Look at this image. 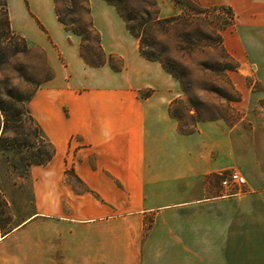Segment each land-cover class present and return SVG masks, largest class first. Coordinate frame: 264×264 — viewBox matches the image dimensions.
I'll use <instances>...</instances> for the list:
<instances>
[{
    "label": "crops",
    "instance_id": "0c3cea01",
    "mask_svg": "<svg viewBox=\"0 0 264 264\" xmlns=\"http://www.w3.org/2000/svg\"><path fill=\"white\" fill-rule=\"evenodd\" d=\"M8 3L11 24L13 7L40 24L67 67L49 56L56 75L35 104L55 155L38 171L36 214L0 238V264H264V108L182 134L177 81L142 56L115 7L90 0L118 71L86 64L53 0ZM158 3L165 18L173 2ZM77 84L87 91L65 88ZM234 170L247 184L225 195L219 176Z\"/></svg>",
    "mask_w": 264,
    "mask_h": 264
},
{
    "label": "rangeland",
    "instance_id": "374dc122",
    "mask_svg": "<svg viewBox=\"0 0 264 264\" xmlns=\"http://www.w3.org/2000/svg\"><path fill=\"white\" fill-rule=\"evenodd\" d=\"M171 1L173 7L166 8L165 18L176 17L189 10L188 0ZM195 1L201 8L212 12L203 16L202 23H199L207 35L195 34V39H202L197 48L186 42H178L175 31L166 35L157 34L167 50L165 57L179 65L178 70L183 76L184 84L174 78L179 85V96L173 102V113L180 117L181 127L187 132L196 131L201 123L220 120L233 126L240 122L247 108L258 112L264 108V0ZM158 7L159 16L164 18L159 3ZM222 7L226 10L223 11ZM12 13V28L26 39L31 52L19 55L0 70V82L8 83L26 95H32L30 106L37 119V94L56 75L49 56L57 66L67 67V61L58 54V49L40 24H23L24 19L18 8L13 7ZM213 29L219 31L225 51L215 41ZM208 35L212 39H208ZM95 49V43L86 44L85 54L98 62L100 55L94 53ZM109 58L111 65L120 69L123 67L119 57ZM226 67L232 69L225 70ZM77 85L80 89L78 91L68 86L65 88L73 95L87 91L82 90L83 85ZM61 86L63 82L57 88ZM245 97L251 98L250 103L244 102L242 105ZM64 111L68 112V109L65 107ZM3 123L4 118L0 112V125L3 126ZM20 125L24 126V130L18 133L10 129L6 135H2L3 129L0 131L4 145L0 148V238L37 212L38 171L43 165L28 169L33 159L23 143L26 140L36 142V146L40 143L34 136L27 137L26 121ZM14 140L17 145L13 149L11 143ZM229 172L232 171L221 174L219 179Z\"/></svg>",
    "mask_w": 264,
    "mask_h": 264
},
{
    "label": "trees",
    "instance_id": "16d2710c",
    "mask_svg": "<svg viewBox=\"0 0 264 264\" xmlns=\"http://www.w3.org/2000/svg\"><path fill=\"white\" fill-rule=\"evenodd\" d=\"M104 1L116 8L125 20L129 32L139 40L142 56L149 61L159 62L173 78L184 84L183 76L178 70L179 65L165 57L167 50L164 49L157 34L166 35L175 31L178 42H186L193 48H197L202 39H195V34L207 35L199 23H202L203 16L206 17L212 12L201 8L195 0H188L190 5H187L189 8L187 12L184 11L182 15L176 17L161 18L157 0ZM53 2L58 20L64 26L65 31L81 39V57L86 64L92 68H99L109 63L110 58L103 50L100 33L93 24L90 0H53ZM222 10L225 11L226 9L222 7ZM212 32L216 35L215 41L222 45V49L225 51L219 31L213 29ZM208 36V39H212L210 35ZM91 43L96 44L94 53L98 52L100 55L98 62H94L85 54L86 44ZM30 52L31 48L26 39L15 33L12 28L8 0H0V70L19 55ZM111 66L116 71L120 70L119 67ZM231 69L232 67H226L225 70ZM32 97V95H26L8 83L0 82V112L4 118L3 126L0 125V131L1 128L3 129L2 135H6L10 129L17 131V133L24 130V126L20 124L26 121L28 124L26 127L28 130L27 137L34 136L40 143L39 146H36V142L27 140L23 143L30 153V158L33 159L28 169L35 165H48L55 155L54 146L45 137L32 113L30 106ZM171 115L178 122L182 134L195 132H187L181 127L182 120L178 115H174L173 106L171 107ZM11 144L14 149V145L15 147L17 145L16 140ZM3 146V137H1L0 148L2 149Z\"/></svg>",
    "mask_w": 264,
    "mask_h": 264
},
{
    "label": "built area",
    "instance_id": "2783aa9c",
    "mask_svg": "<svg viewBox=\"0 0 264 264\" xmlns=\"http://www.w3.org/2000/svg\"><path fill=\"white\" fill-rule=\"evenodd\" d=\"M225 195L236 196L241 193L247 184L246 178L238 171L223 175L220 180Z\"/></svg>",
    "mask_w": 264,
    "mask_h": 264
}]
</instances>
